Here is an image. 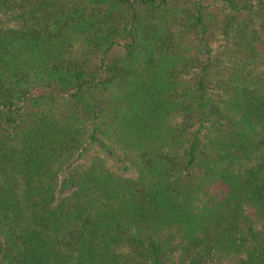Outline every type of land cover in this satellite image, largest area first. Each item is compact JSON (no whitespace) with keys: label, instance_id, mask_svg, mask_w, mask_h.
<instances>
[{"label":"trees","instance_id":"16d2710c","mask_svg":"<svg viewBox=\"0 0 264 264\" xmlns=\"http://www.w3.org/2000/svg\"><path fill=\"white\" fill-rule=\"evenodd\" d=\"M0 264H264V0H0Z\"/></svg>","mask_w":264,"mask_h":264}]
</instances>
